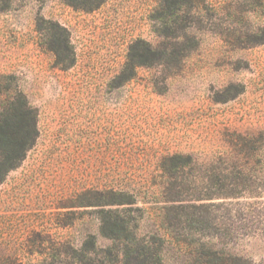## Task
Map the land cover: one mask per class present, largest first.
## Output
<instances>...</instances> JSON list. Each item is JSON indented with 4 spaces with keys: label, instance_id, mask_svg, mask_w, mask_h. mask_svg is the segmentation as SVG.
Returning a JSON list of instances; mask_svg holds the SVG:
<instances>
[{
    "label": "rangeland",
    "instance_id": "374dc122",
    "mask_svg": "<svg viewBox=\"0 0 264 264\" xmlns=\"http://www.w3.org/2000/svg\"><path fill=\"white\" fill-rule=\"evenodd\" d=\"M144 44L186 56L133 66ZM16 92L38 135L0 182V264H66L92 240L106 259L101 209L141 236L195 220L183 237L264 264V0H0V117ZM110 192L133 204L96 206Z\"/></svg>",
    "mask_w": 264,
    "mask_h": 264
},
{
    "label": "trees",
    "instance_id": "16d2710c",
    "mask_svg": "<svg viewBox=\"0 0 264 264\" xmlns=\"http://www.w3.org/2000/svg\"><path fill=\"white\" fill-rule=\"evenodd\" d=\"M68 5L85 11H94L100 8L104 0H64ZM54 47L58 53L59 39L54 40ZM185 57V48L178 51L154 49L149 44L141 46L139 55H132L133 66H146L147 63L138 60L149 56L165 58L168 56ZM38 135V120L36 111L31 108L26 96L16 92L8 97L5 109L0 117V182L8 172L15 169L25 158L27 152L34 145ZM244 181V180H243ZM240 184V183H239ZM238 185V184H237ZM238 189L227 190L218 194L207 195V198H233L241 194ZM264 193H251V195ZM111 199L96 206H123L131 205L130 195L110 192ZM213 196V197H211ZM101 235L117 243L114 247L102 250L107 254L106 259L98 256L95 242H91L93 252L81 249L66 264H167V244L172 242L181 253L189 250L191 264H253L245 258L230 254L216 247L212 242H193L183 237L182 232L202 230L200 223L195 220L175 222L166 228L165 235L152 233L141 236L138 226L126 219L119 209L100 210ZM193 242V243H190ZM186 253V252H185ZM107 258H109L107 260Z\"/></svg>",
    "mask_w": 264,
    "mask_h": 264
}]
</instances>
